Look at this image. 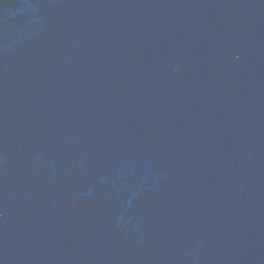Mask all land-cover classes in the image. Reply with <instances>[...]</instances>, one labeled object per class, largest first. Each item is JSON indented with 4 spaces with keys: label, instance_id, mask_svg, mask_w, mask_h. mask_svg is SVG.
Returning <instances> with one entry per match:
<instances>
[{
    "label": "water",
    "instance_id": "95a60500",
    "mask_svg": "<svg viewBox=\"0 0 264 264\" xmlns=\"http://www.w3.org/2000/svg\"><path fill=\"white\" fill-rule=\"evenodd\" d=\"M0 264H264V0H0Z\"/></svg>",
    "mask_w": 264,
    "mask_h": 264
}]
</instances>
